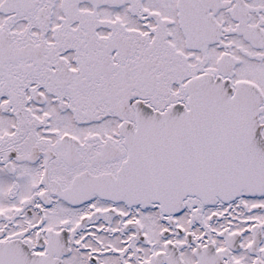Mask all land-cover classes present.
Instances as JSON below:
<instances>
[{
    "label": "snow or ice",
    "instance_id": "6c2138e0",
    "mask_svg": "<svg viewBox=\"0 0 264 264\" xmlns=\"http://www.w3.org/2000/svg\"><path fill=\"white\" fill-rule=\"evenodd\" d=\"M0 264H264V0H0Z\"/></svg>",
    "mask_w": 264,
    "mask_h": 264
}]
</instances>
